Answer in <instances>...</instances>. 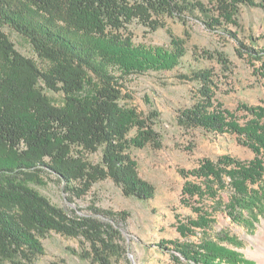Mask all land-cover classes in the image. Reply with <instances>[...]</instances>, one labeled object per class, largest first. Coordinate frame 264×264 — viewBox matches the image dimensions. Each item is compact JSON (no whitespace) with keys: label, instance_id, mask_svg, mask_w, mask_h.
Here are the masks:
<instances>
[{"label":"trees","instance_id":"16d2710c","mask_svg":"<svg viewBox=\"0 0 264 264\" xmlns=\"http://www.w3.org/2000/svg\"><path fill=\"white\" fill-rule=\"evenodd\" d=\"M243 7L264 10V0H215L212 7L202 0H0V54L9 67L0 76V264H36L52 233L76 240L79 251H71L90 264H130L127 211L104 209L93 200L89 213L69 214L30 185L51 173L71 199L84 200L95 185L110 180L126 197L153 200L156 187L140 176L130 150L163 148L156 131L161 113L129 109L127 85L133 76L174 71L187 50L175 39L170 48L136 44L129 27L155 33L165 28V18L199 22L235 41L237 56L264 86V48L229 29L240 27ZM4 27L27 38L50 69L17 51ZM204 57L218 61L222 74L198 68L178 76L196 91L192 105L178 111L177 123L186 132L233 135L254 157L222 155L181 169V203L195 217L177 219L176 229L184 239L199 240L155 246L175 264H253L238 250L241 239L214 226L216 213L223 212L254 232L264 217V101L239 103L241 123L218 98L223 78L233 74L232 62L220 51H202ZM48 92L60 95L61 104ZM94 154L101 155L99 163L89 160Z\"/></svg>","mask_w":264,"mask_h":264},{"label":"rangeland","instance_id":"374dc122","mask_svg":"<svg viewBox=\"0 0 264 264\" xmlns=\"http://www.w3.org/2000/svg\"><path fill=\"white\" fill-rule=\"evenodd\" d=\"M212 7L215 0H202ZM165 28L155 33L138 24L129 27L134 43L147 46L170 48L171 40H177L186 50L187 56L174 71L149 72L142 76H133L128 83V92L133 100H127L129 109L147 115L151 109L161 113L156 131L160 134L163 148L151 146L132 147L130 153L138 163L140 176L156 187L153 200L142 201L124 196L122 190L112 181L101 182L94 186L84 200H73L65 193L62 182L51 173H43L39 183H31V187L47 197L54 205L67 213L84 215L89 213V205L97 200L104 209L127 211L131 216L124 233L130 264H175L170 253L161 252L155 245L160 241H198L199 236L182 238L177 232V219L195 217L190 208L182 205L183 187L186 179L179 171L196 169L204 159L216 160L222 155H230L242 161L253 159L254 154L242 146L237 138L230 134L210 135L201 130L184 131L177 123L178 111L190 107L196 86L193 83L181 82L178 76L192 69L211 68L218 75L222 67L216 60L201 58L202 51L225 52L233 64V74L221 83L222 91L218 93L219 101L224 108L236 114L241 123L243 113L237 112L239 103L260 105L264 101L263 81L253 75L251 67L236 54L237 44L232 39L209 32L194 20L182 23L171 18L163 19ZM240 27L229 29L238 34L246 44L250 38H256L260 47L264 48V10L261 8L243 7L239 17ZM17 51L33 59L44 71H48L51 63L41 58L27 38L9 27H4ZM9 67L0 54V76L6 75ZM57 103L62 97L53 92L47 93ZM136 137V129L131 133ZM93 163L101 161L100 154L88 156ZM192 180H195L192 178ZM228 201V193L223 194ZM216 231L226 230L243 241L238 250L253 264H264V217L256 225L254 232L239 226L223 212L216 213ZM46 255L36 264H90L81 260L71 250L79 251V243L61 235L52 233L44 241Z\"/></svg>","mask_w":264,"mask_h":264}]
</instances>
